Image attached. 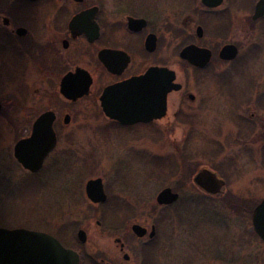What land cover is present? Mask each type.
I'll list each match as a JSON object with an SVG mask.
<instances>
[{
    "label": "rangeland",
    "instance_id": "rangeland-1",
    "mask_svg": "<svg viewBox=\"0 0 264 264\" xmlns=\"http://www.w3.org/2000/svg\"><path fill=\"white\" fill-rule=\"evenodd\" d=\"M257 1L225 0L215 14H191V20H184V9L176 11V30L191 33L193 40L200 25L205 30L202 45L239 48L234 61L215 59L199 72L176 54L177 81L196 100L207 99V110L199 114L197 103L188 107L185 96L184 109L194 114L190 123L177 119L173 133L158 135L143 129L139 139L127 141L124 135L109 134L89 101L77 104L72 125L77 131H61L58 147H78V163L58 168L55 180L41 176L40 180L17 176L7 183L0 180V225L65 224L82 228L93 240L112 242L124 234L105 232L98 223H123L127 229L132 224H156L163 244L156 255L158 264H164V256L166 260L172 256L174 264H264V244L251 222L252 209L264 197V19L252 20ZM221 23L223 35L217 36L215 29ZM181 43L182 36L176 37V48ZM28 74L24 55L0 57V90L8 89L16 101L29 95ZM10 95L0 94L5 111H13ZM52 100L48 97L47 104ZM7 140L0 129L3 165L9 164ZM48 172L41 174L53 175ZM208 174L218 182L214 192L222 191L223 196L195 182L196 176ZM96 178L102 179L108 201L94 210L84 188ZM220 179L226 181L225 188ZM165 188L179 193L176 204H157V195Z\"/></svg>",
    "mask_w": 264,
    "mask_h": 264
},
{
    "label": "flooded vegetation",
    "instance_id": "flooded-vegetation-1",
    "mask_svg": "<svg viewBox=\"0 0 264 264\" xmlns=\"http://www.w3.org/2000/svg\"><path fill=\"white\" fill-rule=\"evenodd\" d=\"M222 4L210 8L203 0H0V57L4 54L16 57L24 55L29 73L26 81L29 95L25 100L16 101L8 89L0 90V94L10 95L11 99L8 100L13 109L5 111L0 102V129L7 133L9 150V164L0 162L3 170H0L1 182L13 181L11 179L15 180L16 176L35 179L41 176V179L55 180L57 175L54 174L58 168L75 166L79 161L78 147L58 145L61 131L76 128L72 127L76 114L73 110L81 102L89 101L92 104L93 110L105 120L110 135H124L127 141L139 139L144 135L141 132L143 129L158 135L161 131L173 133L177 119L183 118V123H190L194 114L184 109L185 96L188 107L197 103L196 112L207 110V99L196 100V96L187 91L186 85L177 81L173 68L176 54L192 71L199 72L208 69L215 59L226 62L219 56L221 50L226 45H236L225 44L218 49L207 43L206 46L202 45L205 36L203 27L196 26L193 40L191 33L176 30L175 17L179 8L184 9V20L193 19L191 14H215ZM207 15L200 16L203 18ZM202 25L205 26L204 23ZM223 26L222 23L216 26L217 36L223 35ZM162 28L165 30L161 31ZM198 28L203 30L200 35ZM180 36L182 43L176 48L175 40ZM189 46L210 52L209 62L199 67L182 59L180 53ZM156 69L174 72L176 80L173 84L180 86L178 90L173 89L166 94L162 116L159 117L162 113L159 83L141 91L126 89L122 97L123 100L129 99L125 100V109L130 114L134 110H143L148 118L153 117L151 121L123 124L104 114L101 97L106 90L112 89L106 97L108 109L112 110L113 103L119 98L118 86ZM82 92L83 95L78 97ZM48 97L54 99L51 105L47 104ZM151 113H156L157 117ZM48 131L53 132L56 144L45 153V147L41 144L47 141ZM17 135L20 137L16 139ZM23 140H35L38 145L29 142V147H16ZM19 156L24 158L27 166L39 168H26ZM45 169H49L48 173L53 175L43 177L41 173ZM90 180L95 179L88 182ZM220 181L225 188L226 181ZM104 193L106 200L95 203L84 192L90 209H98L107 203L105 189ZM209 193L224 195L222 191ZM179 200L180 195L176 202L159 206L169 207ZM111 208H114V204ZM134 225L143 228L144 232L136 234ZM98 226L105 232L120 230L124 235L106 242L93 240L82 228L65 224L0 225V229L13 232L9 235L8 246L3 252L6 257L3 258L8 259V264H72L73 257L64 258L61 246L75 254L78 264H158L156 255L163 244L159 242L160 231L156 224L150 227L132 224L129 229L123 223H98ZM26 232L39 233L42 237L37 240L36 236ZM163 258L164 264H174L172 256H167V260L166 256ZM168 258H172V261Z\"/></svg>",
    "mask_w": 264,
    "mask_h": 264
},
{
    "label": "water",
    "instance_id": "water-1",
    "mask_svg": "<svg viewBox=\"0 0 264 264\" xmlns=\"http://www.w3.org/2000/svg\"><path fill=\"white\" fill-rule=\"evenodd\" d=\"M223 0H203V3L210 7L214 8L217 6H220L222 4ZM264 17V0H258L254 7V13L252 16L253 21H257ZM199 35L202 33V29L198 28ZM238 55V49L234 45H226L223 47V49L220 52V58L224 61H233ZM180 57L184 60L189 61L195 66L203 67L205 66L210 59V52L199 49L195 46H189L185 48L181 53ZM175 73L171 71H167L165 69H156V70H150L148 71L144 76L133 78L124 84H121L117 87L119 90V100L116 99L114 104V108L112 110L108 109L109 106L106 101L107 95L110 94V91L112 89H108L104 92L103 96L101 97V107L104 112V114L110 118H113L123 124H130L134 122H149L152 120L153 117L148 118V114H146V111L143 110H134L132 114H130L125 109V100L129 101V99L125 98L123 100L122 97H124V91L129 88L138 89V90H144L146 88H153V84L159 83V87L162 91V94L160 95V104H161V112L159 117L162 116L164 109H165V98L166 94L170 92L171 90H178L180 86L178 84H173L175 82ZM83 95L82 93H79L77 96L80 97ZM66 96H71L69 94H66ZM76 98V97H73ZM152 116L157 117L156 113H151ZM149 114V115H151ZM48 138L47 141L42 143L41 146L45 147L44 152H48L52 147L55 146V136L53 132L51 133L48 131ZM45 136V135H44ZM46 137V136H45ZM263 137H264V129H263ZM29 142L27 140H23L20 143L16 145V147H29ZM30 144L32 145H38V142L35 140L31 141ZM21 162L25 164L26 168H30L32 170H37L39 167H29L26 165L25 160L22 156H19ZM205 179V180H204ZM195 182L202 187L207 192H214L217 190V181L216 179L211 175H199L195 178ZM221 187L223 183L219 182ZM213 186V188H209L210 186ZM85 193L87 197L95 203L98 202H104L106 200V195L104 193V188L102 184V180L100 178L95 180H90L86 184ZM179 198V194L172 191L171 188H165L157 195L156 202L158 205H170L174 202H176ZM252 225L255 233L259 236V238L264 242V199L255 207L252 213ZM133 231L136 234H142L144 232V229L141 228L138 225L133 226ZM13 233L5 229H0V264H8V259L3 258L6 257V255L3 253L4 250H6V246H8L9 241V235ZM29 235L36 236L37 240L42 237V234L39 233H30L26 232ZM81 234H83L81 232ZM60 246V245H59ZM60 250L63 252V257H73V263L72 264H78V258L75 256V254L71 251H68L60 246ZM36 264V263H33Z\"/></svg>",
    "mask_w": 264,
    "mask_h": 264
}]
</instances>
